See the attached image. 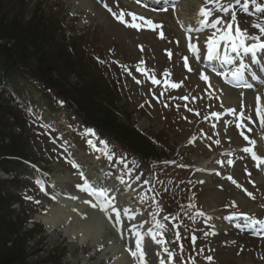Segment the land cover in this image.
<instances>
[{
    "label": "rangeland",
    "instance_id": "obj_1",
    "mask_svg": "<svg viewBox=\"0 0 264 264\" xmlns=\"http://www.w3.org/2000/svg\"><path fill=\"white\" fill-rule=\"evenodd\" d=\"M84 1L88 2L87 8L82 5ZM33 16L41 18L40 21L36 20L38 21V30L37 34L33 35L34 39L46 38L51 46L52 44L56 46L57 44L53 42L60 41L61 38L64 37L63 33L70 34L71 36V44L73 43L71 46L72 50L69 48H60L55 54L58 59L55 77L60 82V87L54 86L62 93H66L65 97L72 102L70 108L66 109L67 112H64V109L61 111V115L71 121L69 122V128L71 133L75 131L77 139L81 137L82 133L79 132L78 119L73 115L75 112L79 111L82 118L86 119L91 124H107L111 127L115 122L119 121L113 113L124 116L123 114L126 113L122 112L123 108H128L126 111L128 113L132 110L134 111L131 115V121L139 131H144L149 136L156 138L159 142H161L162 138H166L171 145L174 143L180 145L184 137L189 135V123H184L183 125L186 130L184 127L183 129L181 127L176 128L179 131L178 136L169 134V132H171L170 130H173L172 126L175 127L177 124L182 126L180 124L183 122H192V117L187 115L181 118L178 117L177 120L174 119L175 121L169 120L164 123L168 118L164 114L169 108H173L170 104L173 100L169 95L166 93L163 94L158 102L153 104L154 110L152 112L142 113L138 111L137 108H142L143 104H147V100H149L151 94L158 95L157 92H149L146 87L143 86L138 89L131 87V93L125 97L123 91L120 92L116 88L117 93L113 94L110 90L105 88V84H108V82L104 81L102 77H98V66L93 63L90 55L88 53H85L84 56L80 54L74 55V53L77 52L75 45L78 46L80 43H85L87 44L89 52L95 51L102 55L104 54V49L109 47L113 48V50L118 53V56L123 59L134 62L137 58V56L133 55L134 50L127 48L129 46L134 47L136 43L135 38L123 34L120 28L113 26L103 12L96 7L94 0H0V26H2L0 29L5 32L11 29L14 23H16L14 27L21 26L20 29L25 30L30 26V22H25L30 20ZM19 35L27 37L25 33H19ZM83 35L84 37L82 40L78 38ZM97 36H99L101 41L103 40L105 44H103V42L102 44L97 43L99 39ZM68 38L69 36L66 35V39ZM126 41L129 42L126 43ZM65 42L66 41H64V43ZM29 44H33L32 41H30ZM155 47L158 46H151L153 53ZM33 50L40 56L37 58V61L42 62L43 55L40 50L37 48ZM144 51L147 52L148 49L144 47ZM68 52H70L69 54L72 57L67 56ZM96 77L100 78V90L95 89L93 85ZM134 78L135 75L133 76V79ZM59 82L57 84H59ZM103 90L106 91L104 92ZM71 91L73 93H71ZM0 101H3V105L7 107L2 108L3 110L0 111V157L20 156L25 160L33 162L32 164L35 167H40L41 164L44 165L54 176L56 174H63L64 169L71 170L57 159L55 155L56 150L51 146V140L55 137L48 132L38 120L35 118L33 119L32 116L29 115L28 123L31 124V130L27 127L25 129L24 119L27 110L23 112L22 109L17 108L13 101L6 97L0 96ZM104 102L111 104L118 113L112 109L109 111V109L105 107ZM246 106L247 108H251V101H248ZM34 109L36 110V108ZM37 112L39 113V111ZM45 114L46 117H49L50 112L45 111ZM181 120H183V122ZM20 128L24 130L19 131ZM254 131L256 133L259 132V130ZM33 132L40 135L42 138L39 139ZM62 137H57V139L63 142L64 140H62ZM105 137L109 138L110 135ZM114 137L117 138L116 135H114ZM72 138L76 141V138ZM83 141L85 144H90L91 142V144L95 145L98 143V141H89L85 136ZM42 144L44 149H41ZM69 144H71V142L66 140L61 145L67 146ZM127 147L128 144L126 143L120 146L119 149L125 152ZM201 155L210 160L209 154L199 149H190L189 153H186V158L190 163L196 164L197 158ZM144 167L146 166L144 165ZM6 177L7 176H5V178ZM7 181H10V183H5L4 186L8 189L6 193L8 195V200L2 207L1 216L6 217L8 221H5V225L2 227V239L6 241L10 239L8 242H0V250H8V254H10V252L19 254L23 264H41V262H45V264H70L68 262L70 261L68 258L70 256H67V253H72V250H69V243H67L61 234H58L60 238H52L56 244H59L55 251L51 252L50 248H48L46 250L44 249L41 254L34 256L35 250L40 247V240L35 231L31 230L26 224L22 213L19 211L20 206L18 205L15 192H17V187L21 182L18 181V179L12 180L11 176H8ZM216 184L221 183L213 182V187L211 188L202 187L203 192L199 199L202 205L208 197L212 196V192H219L215 189ZM262 189L261 193L264 195V183L262 184ZM37 193V198L31 195L36 202L39 198H42L38 190ZM221 193L223 194L221 197L218 193H216L218 198L211 197L214 199L216 207L220 204L222 205L223 202L225 203L226 199L229 198L228 196L232 193V190L226 187ZM46 201L51 202L50 200ZM221 201L223 202L221 203ZM37 206L38 209L41 210L42 207L40 202L37 203ZM248 206L247 204H243L244 209ZM42 210L45 211L46 209L43 208ZM28 218L29 216L27 219ZM239 243H242V241L239 240ZM3 244H5V246ZM237 247L238 246H236L233 249L234 252H232L233 255L235 254L236 258L241 257V259L245 258L249 259V261H253V252H251V250L249 253L243 250V252L238 254ZM247 247L249 246L247 245L245 248ZM82 251L84 255L88 252L87 248H83ZM92 262H100V264H103L98 258H94ZM77 264H79V262Z\"/></svg>",
    "mask_w": 264,
    "mask_h": 264
},
{
    "label": "snow or ice",
    "instance_id": "obj_2",
    "mask_svg": "<svg viewBox=\"0 0 264 264\" xmlns=\"http://www.w3.org/2000/svg\"><path fill=\"white\" fill-rule=\"evenodd\" d=\"M208 2L218 3V0H205V3H208ZM253 2H254V0H253ZM240 3H241V0H235V4H240ZM233 6L234 5H232V4L219 5V10L224 12V13H228L230 11V9L233 8ZM105 7L108 8L107 5H105ZM247 7H248V3L246 2L244 4V8L247 9ZM108 11L112 12V9L108 8ZM112 15L114 17H116L121 23H126V21L124 19V13L123 12H121L120 14L112 12ZM128 15L132 17V22L128 23L127 26L132 27V28H139L140 25L135 22L137 20V17L135 16V14L128 13ZM211 15H212V9H209V8L202 6L198 12V17L200 18L198 22L201 26H204V27L210 26L213 29H217V25L222 24L223 21L220 18H216L214 21H211L209 23L208 18ZM139 19L141 21H144V23L148 24L153 29L160 27L159 25H154L153 22L150 20H145L144 17H139ZM232 19H233V21L235 20V14L234 13H233ZM254 27L259 28V31L261 33H264V26L254 25ZM221 31L223 32V34L219 36V40H225V41L230 42L233 51H236L238 48H243V51L246 53H254L257 48L264 49V41H260V37H253L252 38L253 40L260 41L259 43L246 44L245 43V41H246L245 33L242 32L239 29V27H236L235 32L233 33L231 23L227 24L223 30L217 29V31L215 33H213V37H215L217 35V33H220ZM162 35H163V33H161V36ZM218 46H219V41L217 39H215V38L209 39L208 40L209 54L212 55L217 50ZM188 47L193 53L198 51L197 46L193 43H189ZM184 60H185V67H187V57H185ZM137 70L140 71V69H137ZM239 75H240L239 71L232 72V76L234 78L239 77ZM201 78L204 80L208 79L207 76H205L203 74H202ZM153 83H158V81L153 79ZM171 86L172 87H178L179 85L172 84ZM246 86L252 87V85H250V84L246 85ZM184 99H186V97ZM257 104L259 105V97H257ZM228 111H229V113H231L233 115L236 114L235 109H229ZM212 115L218 116L217 113H213ZM256 115L260 118V124L262 126H264V114L261 113V109L259 106L257 107ZM240 117H241V119L244 118L242 113L240 114ZM247 119L250 120L251 117H248ZM241 126H242L241 124H237V127H241ZM250 130L251 129H249V131ZM88 132H89V134L94 135V132L92 130H88ZM244 139L247 140L250 145L255 146V144H256L255 140H250L247 136H244ZM216 143H219V141H216ZM242 150L245 153H250L254 160H257L261 164H264V159L257 156L256 151H254V147H244ZM227 163H228V165H232L233 161L228 160ZM73 167H78V166L73 164ZM228 179L232 180V183H234V184L236 183V181L233 180L232 177H228ZM237 186L239 187V185H237ZM78 187L81 189V191L87 192L88 195L93 198L91 200H83L82 203L90 205L91 208L99 209V211L101 213H103L104 216L107 218L111 227L117 228V230H118V225L120 223L121 214L123 213L124 215L127 216V215H129L130 210L126 209V208L117 207L114 203L115 198L110 197L106 190L96 189V188L92 187L91 185H89L87 183V181H85L84 185H82V186L78 185ZM247 194L254 199V197L252 196V193H247ZM53 199H55V197H53ZM71 199H77V197L73 196V197H71ZM37 203H39V201H37ZM231 206L235 207V202H233V204ZM73 211H77V210L73 209ZM198 215L203 216L204 213L200 212V213H198ZM236 215L242 216L244 219H247L254 224H264V221L255 220L253 217H249L247 214H244V213L233 214L232 216L227 217V219H232ZM86 216H87V214H82V218H85ZM179 239H180V237H179V234L177 233V240H179ZM195 239H196V237L193 236L192 237L193 242L195 241ZM165 251H167V249H165ZM129 252L133 257H136L138 259L139 264H144L145 251L143 248L142 240H141V238H139V236L136 240L135 250L129 249ZM171 256H172V254L169 253V258H171ZM207 259L209 261H211L212 257H208ZM161 264H164V262L161 261Z\"/></svg>",
    "mask_w": 264,
    "mask_h": 264
},
{
    "label": "bare ground",
    "instance_id": "obj_3",
    "mask_svg": "<svg viewBox=\"0 0 264 264\" xmlns=\"http://www.w3.org/2000/svg\"><path fill=\"white\" fill-rule=\"evenodd\" d=\"M184 3L189 5L192 9H195L199 0H185ZM226 105L236 104L228 99H225ZM96 177V176H93ZM56 180L61 183H67L72 181V178L68 174L57 175ZM211 182L208 178L206 179V184ZM99 180L97 177L94 179L92 183L93 186L102 187L99 185ZM103 184L104 181L101 180ZM66 187V186H63ZM62 187V189H63ZM67 188V187H66ZM120 188V187H119ZM121 189L120 191H122ZM76 197H84L82 194H74ZM56 204L54 206L48 207V212L45 216L40 217V219L48 226V231L51 234H54V231L57 233L63 234L71 244V248L81 247H91L94 250L96 248L99 249L100 245L106 243L105 250L101 253V257H108L110 255L113 256L112 252L121 253V247L116 250L113 249L112 246H109V233H107V228L98 213L89 211L86 209V206L79 205L78 207H74L73 203H68L63 197L58 195L55 196ZM212 202L210 199L208 200V204L212 207ZM71 209H76L77 211H72ZM82 214H87L85 218H81ZM63 229V230H60ZM226 237H221L220 244H228ZM117 245V243L113 242V246ZM222 247V246H219ZM226 249V248H225ZM223 248H217V252L222 253L223 256L221 259L227 264H247L245 261L241 259H237L231 255V253H224L226 250ZM229 251V250H228ZM122 254V253H121ZM81 258L79 255H74L70 258V260L75 261ZM85 260V258H82ZM112 264H128L125 262L123 256L119 259L113 261Z\"/></svg>",
    "mask_w": 264,
    "mask_h": 264
},
{
    "label": "trees",
    "instance_id": "obj_4",
    "mask_svg": "<svg viewBox=\"0 0 264 264\" xmlns=\"http://www.w3.org/2000/svg\"><path fill=\"white\" fill-rule=\"evenodd\" d=\"M14 25L11 26L7 32L0 29V66L3 69H8L13 71L15 68L17 70H29L31 75L38 78L39 73L46 76V66L45 63L38 61V64L34 66L36 69L35 72L32 71L31 66H29L28 56L30 57V47H28L27 43L24 40L23 36L18 35V31L15 30V34L13 31ZM2 27V26H0ZM32 35L35 34L32 30H29ZM10 32V33H9ZM7 36V37H6ZM33 68V67H32ZM50 68V64H49ZM49 73L50 70L48 69ZM42 78V77H41ZM45 80V79H42ZM0 110L2 107L0 106ZM133 130H123L117 129V136L126 138V139H133L132 136ZM140 149L143 148L142 145H139ZM5 251V252H4ZM0 250V264H23L22 258L19 254H14L7 252L8 250Z\"/></svg>",
    "mask_w": 264,
    "mask_h": 264
}]
</instances>
